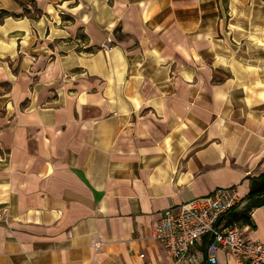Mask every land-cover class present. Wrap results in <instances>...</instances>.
<instances>
[{"label":"crops","instance_id":"obj_1","mask_svg":"<svg viewBox=\"0 0 264 264\" xmlns=\"http://www.w3.org/2000/svg\"><path fill=\"white\" fill-rule=\"evenodd\" d=\"M0 9V264H209L151 230L220 186L264 243V0Z\"/></svg>","mask_w":264,"mask_h":264},{"label":"built area","instance_id":"obj_2","mask_svg":"<svg viewBox=\"0 0 264 264\" xmlns=\"http://www.w3.org/2000/svg\"><path fill=\"white\" fill-rule=\"evenodd\" d=\"M241 201L234 186L216 187L209 194L166 209L152 228L151 237L159 241L170 256L180 261L196 263V257L190 250L203 235L208 234L211 236L206 248L209 264H218L219 249L226 250L234 264H264V243L246 236L241 221L221 223L227 214L239 207ZM93 245L98 247L100 242Z\"/></svg>","mask_w":264,"mask_h":264},{"label":"trees","instance_id":"obj_3","mask_svg":"<svg viewBox=\"0 0 264 264\" xmlns=\"http://www.w3.org/2000/svg\"><path fill=\"white\" fill-rule=\"evenodd\" d=\"M11 15V13L7 10L0 9V18ZM15 15V14H14ZM258 188L256 191L264 192V178H260L258 182Z\"/></svg>","mask_w":264,"mask_h":264},{"label":"rangeland","instance_id":"obj_4","mask_svg":"<svg viewBox=\"0 0 264 264\" xmlns=\"http://www.w3.org/2000/svg\"><path fill=\"white\" fill-rule=\"evenodd\" d=\"M31 14H32V15H34V14H35V12L33 11Z\"/></svg>","mask_w":264,"mask_h":264}]
</instances>
